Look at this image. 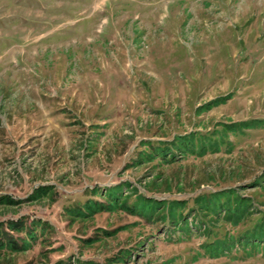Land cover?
<instances>
[{
    "label": "rangeland",
    "instance_id": "rangeland-1",
    "mask_svg": "<svg viewBox=\"0 0 264 264\" xmlns=\"http://www.w3.org/2000/svg\"><path fill=\"white\" fill-rule=\"evenodd\" d=\"M251 119L264 0H0V264H264V244L240 243L264 226V128L204 157L174 145ZM157 150L169 161L145 163ZM95 187L163 205L72 217L107 202ZM224 190L252 208L237 226L197 204ZM229 236L226 256L205 253Z\"/></svg>",
    "mask_w": 264,
    "mask_h": 264
},
{
    "label": "trees",
    "instance_id": "trees-1",
    "mask_svg": "<svg viewBox=\"0 0 264 264\" xmlns=\"http://www.w3.org/2000/svg\"><path fill=\"white\" fill-rule=\"evenodd\" d=\"M227 97L218 98L207 103L204 107L200 110L209 111L213 108H217L220 105H223L227 101ZM201 112V111H200ZM222 129L221 131H214L210 135V138H207L205 135L201 137H197V134H192L188 136H178L176 138L174 145L178 150L181 151L183 155H193L198 157H204L209 152L211 153H219L222 150L224 144L231 147L232 144L230 141L225 143L228 134H239L244 133L247 130H255L264 128V120L263 119H251V120H243L239 122L224 124L221 123L220 125ZM214 138V140H213ZM144 144H149L145 142ZM147 162H153L158 156L164 157L163 159L167 160L166 156L161 154L159 150H157L152 155H145ZM174 160V158H173ZM260 186L261 183H258ZM121 190L122 188H115L113 190L106 191V193L101 192L97 187L93 189L92 192L97 195H101L104 198H107L106 203H101L100 201L90 200L89 202L85 203L83 208L80 211H70V215L76 219H90L95 217L97 214L109 212L113 213L118 210H128L130 212L140 211L141 214L146 212L149 213V216H152L157 209L161 208L163 205L157 201L153 202H146L143 198L139 197L138 201L134 203L131 207L129 205L121 204ZM236 195L234 190H224L216 193H211L209 195H204L203 197L197 199V204L202 206V208L210 215H215L218 217H222V212L225 213L224 220L231 224L232 226H237L241 224L245 219L252 214L250 211L252 210L251 206L249 205L248 199H239L235 204L231 203V197ZM226 198V203L222 204V199ZM159 206V207H158ZM181 207L178 206V203H172L168 209L169 216L172 217L173 220H176L179 214ZM38 224H41L39 222ZM108 235L114 236L115 232H109ZM223 241H215L213 243H208L204 246L205 253L213 259H218L223 256H226L227 253L230 252L234 243H236L235 237L229 236L228 238H224ZM242 245H252L254 247H259L261 244H264V226H260L257 228L251 235L246 236L243 240L240 241ZM9 246V245H8ZM33 243L31 241L23 242L22 246L19 249L14 248L12 251H23L26 252L31 250ZM10 247V246H9ZM0 249H6V245H2ZM199 257H196L195 260H198ZM84 264H91V263H84Z\"/></svg>",
    "mask_w": 264,
    "mask_h": 264
}]
</instances>
